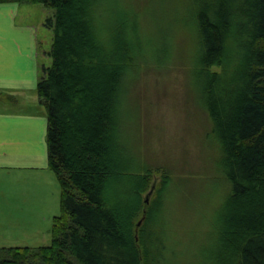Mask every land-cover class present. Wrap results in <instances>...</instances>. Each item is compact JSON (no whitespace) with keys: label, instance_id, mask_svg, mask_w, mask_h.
<instances>
[{"label":"trees","instance_id":"16d2710c","mask_svg":"<svg viewBox=\"0 0 264 264\" xmlns=\"http://www.w3.org/2000/svg\"><path fill=\"white\" fill-rule=\"evenodd\" d=\"M142 1L136 12L129 8L130 21L128 9L114 14L108 0H0L53 11L46 20L54 33L52 65L40 66L37 93L47 111L49 166L60 184L62 211L50 245L2 247L0 264L178 262L166 234L149 231L158 226L144 204L150 178H136L129 191L117 144L122 85L149 61L138 56L139 32L161 33L160 22L184 32L189 55L188 44L199 43L202 69L194 75L204 81L225 155L221 166L231 195L217 219L227 238L221 254L210 256L218 264H264V0Z\"/></svg>","mask_w":264,"mask_h":264},{"label":"rangeland","instance_id":"374dc122","mask_svg":"<svg viewBox=\"0 0 264 264\" xmlns=\"http://www.w3.org/2000/svg\"><path fill=\"white\" fill-rule=\"evenodd\" d=\"M142 2L108 0L114 14L128 9L130 21ZM22 6L29 23L41 22L34 24L40 65L50 67L48 53L54 33L46 20L53 11L42 5ZM158 25L161 33L155 28L149 37L139 32L140 45L135 44L138 56L149 61L141 67L137 79L129 76L122 85L117 147L127 165L124 185L132 191L136 178H150L144 179H149L144 204L147 214L151 207V214L156 216L153 222L158 226L152 223L149 231L166 234L172 254H177L176 264H218L217 257L210 255L213 251L221 254L222 241L227 237L217 213L231 193L221 166L225 160L222 144L206 105L204 81L194 75L202 69L196 62L199 43L188 44L194 53L191 56L179 27L174 28L170 22ZM158 59L164 64L159 65ZM51 176L53 179L45 178L47 183L36 188L32 176L0 174V248L51 244L54 219L62 212L60 184L53 172ZM137 196L136 192L131 200L127 198L133 203L134 198L138 201Z\"/></svg>","mask_w":264,"mask_h":264},{"label":"crops","instance_id":"0c3cea01","mask_svg":"<svg viewBox=\"0 0 264 264\" xmlns=\"http://www.w3.org/2000/svg\"><path fill=\"white\" fill-rule=\"evenodd\" d=\"M22 5L0 4V174L32 176V186L40 188L45 178L53 179L47 114L37 93L41 65L34 24L41 22L29 23Z\"/></svg>","mask_w":264,"mask_h":264},{"label":"water","instance_id":"95a60500","mask_svg":"<svg viewBox=\"0 0 264 264\" xmlns=\"http://www.w3.org/2000/svg\"><path fill=\"white\" fill-rule=\"evenodd\" d=\"M142 223L140 222L139 225H141Z\"/></svg>","mask_w":264,"mask_h":264}]
</instances>
